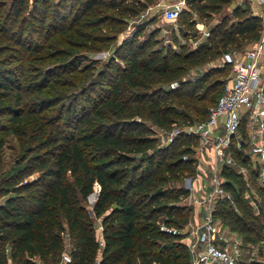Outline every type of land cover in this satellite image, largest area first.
<instances>
[{
	"label": "trees",
	"instance_id": "16d2710c",
	"mask_svg": "<svg viewBox=\"0 0 264 264\" xmlns=\"http://www.w3.org/2000/svg\"><path fill=\"white\" fill-rule=\"evenodd\" d=\"M153 1L61 0L55 7L50 0H34L29 11L27 0H12L7 9L0 0V125L4 121L23 144L20 161L0 180V264L50 263L64 252L70 258L64 264H190L179 235L159 225L180 229L193 219L194 208L179 202L187 194L183 177L194 173L193 162L181 156L194 139L181 135L163 145L144 120L168 128L205 119L226 80L206 82L210 70L191 82L184 79L188 70L231 49H248L259 37V18L235 4L234 21L225 17L196 49L179 44L178 52L153 50L152 34L148 41L127 40L122 66L110 58L97 70L80 68L70 54L61 70L65 80L33 89L51 98L70 95V104L48 115L37 101H24L29 74L17 62L54 57L48 52L53 43L98 50L113 39L100 29L120 33L125 18L119 15L136 16ZM232 1L187 0L177 22L188 27L192 13H218ZM9 50L18 54L9 56ZM228 74L229 69L223 77ZM174 81L179 86L169 89ZM21 122L27 126L23 133ZM4 143L0 131V150ZM33 173L38 177L28 180ZM250 173L256 183L255 171ZM223 175L233 204L218 201L215 215L243 242L260 240L264 220L243 197L244 181L232 168L225 167ZM255 189L264 199V187Z\"/></svg>",
	"mask_w": 264,
	"mask_h": 264
},
{
	"label": "built area",
	"instance_id": "2783aa9c",
	"mask_svg": "<svg viewBox=\"0 0 264 264\" xmlns=\"http://www.w3.org/2000/svg\"><path fill=\"white\" fill-rule=\"evenodd\" d=\"M253 2L251 14L260 20L259 37L244 51L222 58L217 67L230 63L222 91L207 109L206 118L186 124L173 123L170 127H155V135L163 145L175 141L178 136L192 137L189 152L182 160H191L194 173L183 177L187 191L184 205L194 208L193 219L178 229L165 224L159 230L171 235H182L190 264H260L244 255L245 246L237 233L225 226L215 215L220 200L233 204L232 193L225 186V167L232 168L244 181L243 196L250 198L253 206L257 201L256 187H264V0ZM187 0H157L148 5L141 16H160L163 21L174 23ZM209 36L208 30L201 37ZM200 74L188 76L197 80ZM179 86L177 81L169 89ZM246 160V162H242ZM250 170L255 171V182ZM70 261L64 253L62 263ZM35 264H44L39 259Z\"/></svg>",
	"mask_w": 264,
	"mask_h": 264
},
{
	"label": "rangeland",
	"instance_id": "374dc122",
	"mask_svg": "<svg viewBox=\"0 0 264 264\" xmlns=\"http://www.w3.org/2000/svg\"><path fill=\"white\" fill-rule=\"evenodd\" d=\"M60 1L61 0H50V2L54 6L57 5V3ZM156 1L157 0H154L149 4H146L145 7L141 9V12H143L148 5H151ZM1 2L2 3L6 2L5 8L7 9L10 7L12 0H1ZM33 4H34V0H27L29 11L33 8ZM235 4H242L243 6H247L248 8L251 9L253 2H250L249 0H233L231 3H227L223 5L222 10L218 13H213L211 15H207V13L204 14L192 13L190 17V21H191L190 24L188 25V27L185 24H183L182 28L180 27L177 21L174 23H168L163 21L160 16H153L151 18L146 16L143 17L141 16V12L136 16L119 15V18H125L124 21L125 23L123 25L122 31L120 33L118 32L115 35H112L113 31H108L105 28L100 29L103 34H108L109 36H113V39H111L106 45H104L98 50H88L86 47L82 49L68 48V46L66 45L57 46L56 43H53V45H51V47L48 49V52L49 55L57 54L54 55V57L48 58L45 61H37L36 59L27 60L26 58L22 60L19 59V61H17L20 62V64L25 65L27 69V73L29 74L28 75L29 77L27 78L28 81L26 83L27 86L25 87L26 91H24V94L26 96L24 98V101L25 102L37 101L38 105L44 106L43 107L44 115L45 114L48 115V113L51 110L54 112L55 111L60 112L61 109H64L68 104H70V102H72V100L69 99L70 95L69 96L67 95L64 99L51 98L49 95L35 92L33 91V89L36 88L35 86L36 83L47 84V87L51 88L52 86H54L55 81L65 80L67 75L62 74L61 70H64L65 67L67 68L71 55L76 56L78 58L77 62H79L80 68L87 67L89 70L91 69L97 70L101 68L102 66H104V63H107L110 60V58H113V62L115 64H119L122 66L124 64V61H121L120 58L124 54V49H123L124 42L135 38L138 41H148L150 34H152V36L154 37V41L156 42V45L153 50L163 51V52L167 50H171L178 52L180 50L179 44H184L185 47L188 49H196L199 46V44H202L205 41V38L201 37V31L209 30L213 25L221 23L225 17L230 21H234V18L231 15V10ZM48 9L53 10V6H51ZM24 18L26 21H30L28 12L25 13ZM54 37L57 38V36ZM53 40L51 39L50 41L53 42ZM38 44H40V42H38ZM246 49L247 48L231 49L228 52L220 54L216 60H211L202 63L200 65H196L188 70V73L184 79H187L188 76L200 74V72H203L204 75L206 72L212 70L214 72L212 73L211 77L207 78L206 82H211L216 78H220L221 80H226V77L228 75L225 77H223V75L224 72H226V70L228 71V69L230 72V63H225V65L222 67L224 68V71H217L216 69L220 70V67H217V64H219L222 61V58L227 56H234L235 54H238L242 50H246ZM61 52H65L64 54L67 55L62 54L58 56V54ZM14 53L16 55L18 54L15 51ZM6 54L10 56L13 54V51L9 50ZM15 54H13V56ZM227 65L228 67H226ZM197 80H191V82H195ZM21 108L23 109V106H21L20 109ZM25 121L30 122V119L28 117H25ZM136 121L140 122L141 118L137 117ZM144 123L155 134V127H154L155 125L150 123L149 120H144ZM0 126H1L0 131L3 132L5 137V143L0 150V180H1V177L6 172H8L12 167H14V165L18 164V162L20 161L23 144L19 140L18 136L13 132H11L10 129H8V126L4 121H3V125ZM18 128L22 133L27 130V126H25L24 123L22 122L18 124ZM21 136L24 137L23 134H21ZM38 175H39L38 173H33L32 175L28 176L27 179L28 180L35 179L38 177ZM255 195L257 196V201L253 206L250 204V198H245V196L243 197L247 199L248 203L252 206L253 213L256 216H259L260 220L263 221L264 199L263 197H261L260 193L257 190L255 191ZM96 196L97 195L95 193L94 197ZM3 199L4 197H0V201ZM87 201H88V208L90 209L92 207L93 200H90L88 197ZM179 203L183 204L182 201H180ZM96 233L97 236H99L98 229ZM182 237L184 236L180 234L179 235L180 241ZM243 243L245 246L244 255L246 257L254 258L260 264H264V236H262V238L256 242H252V243L243 242ZM62 256L61 258L57 259L55 262L45 263L42 260L41 262L44 264H63ZM9 264L12 263L9 261Z\"/></svg>",
	"mask_w": 264,
	"mask_h": 264
},
{
	"label": "water",
	"instance_id": "95a60500",
	"mask_svg": "<svg viewBox=\"0 0 264 264\" xmlns=\"http://www.w3.org/2000/svg\"><path fill=\"white\" fill-rule=\"evenodd\" d=\"M98 193H96V195H97ZM95 196V193H91L88 197H89V199L90 200H93V202H92V205H93V203H94V201L96 200V197H94ZM89 213L92 215V210H89Z\"/></svg>",
	"mask_w": 264,
	"mask_h": 264
},
{
	"label": "crops",
	"instance_id": "0c3cea01",
	"mask_svg": "<svg viewBox=\"0 0 264 264\" xmlns=\"http://www.w3.org/2000/svg\"><path fill=\"white\" fill-rule=\"evenodd\" d=\"M254 4H252V6H253Z\"/></svg>",
	"mask_w": 264,
	"mask_h": 264
}]
</instances>
